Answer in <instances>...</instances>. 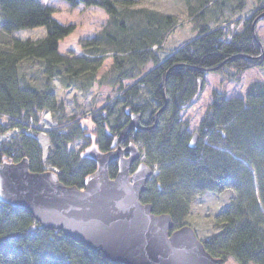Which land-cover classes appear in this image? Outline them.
I'll return each instance as SVG.
<instances>
[{
  "label": "trees",
  "instance_id": "obj_1",
  "mask_svg": "<svg viewBox=\"0 0 264 264\" xmlns=\"http://www.w3.org/2000/svg\"><path fill=\"white\" fill-rule=\"evenodd\" d=\"M62 1L72 7H98L110 18L103 32L86 46V56L59 53L60 42L75 27L60 24L45 0H0V34L40 26L47 31L43 39H15L11 46L0 48V136L14 129L29 133L25 131L12 144H1L0 163L27 158L32 172H44V153L36 136L42 131L43 113H59L58 125L47 133L52 148L46 163L64 185L83 189L97 164L82 152L73 153L71 146L78 140L91 145L95 136L99 150L108 152L132 115L141 114V128L129 134L124 146L140 143L148 164L159 171L147 183L141 201L151 204L156 215H170L177 230L186 225L183 220L198 198L232 191L230 205L216 219L220 231L203 244L212 256L225 261L264 264V84H254L245 97L233 99L213 91L195 147L189 124L181 118L199 99V80L207 73L239 82L245 71L264 67V49L253 36V23L264 13V5L244 22L242 32L233 28L227 33L218 17L212 18L214 27L205 21L209 2L217 4L216 16L223 14L224 2L189 5L197 35L162 57L177 29L175 16L140 9L128 12L136 21L126 22L118 0ZM123 2L126 8L137 3ZM238 4L239 11L245 7L244 0ZM106 55L114 59L110 81L118 87V96L89 116L93 124L89 130L77 116L65 117L55 82L68 90L76 87L88 92L97 83ZM33 66L43 78V89L30 82ZM148 66L152 69L146 71ZM127 80L136 81L126 86ZM117 174L114 162L110 178ZM0 264L114 263L61 231L41 228L29 211L0 202Z\"/></svg>",
  "mask_w": 264,
  "mask_h": 264
},
{
  "label": "water",
  "instance_id": "obj_2",
  "mask_svg": "<svg viewBox=\"0 0 264 264\" xmlns=\"http://www.w3.org/2000/svg\"><path fill=\"white\" fill-rule=\"evenodd\" d=\"M262 19L264 13L253 23L260 45L256 26ZM140 119V114L132 115L113 148L141 128ZM197 142L196 133L191 146ZM84 156L96 162L97 170L83 189L64 185L53 171L32 172L27 158L0 163V202L29 211L42 228L61 231L114 264H224L206 250L191 226L174 230L170 215H156L151 204L141 201L153 171L141 161L132 172L141 160L135 143L108 152L93 145ZM116 161L118 174L111 179L109 167Z\"/></svg>",
  "mask_w": 264,
  "mask_h": 264
},
{
  "label": "rangeland",
  "instance_id": "obj_3",
  "mask_svg": "<svg viewBox=\"0 0 264 264\" xmlns=\"http://www.w3.org/2000/svg\"><path fill=\"white\" fill-rule=\"evenodd\" d=\"M55 11L53 17L62 25L69 26L73 25L75 31L59 44V53L63 56H86V46L94 41L102 32L103 29L109 23L108 14L98 7H88L80 5L78 7H72L67 2L62 0H45ZM137 3H133V6H127L123 0H118L120 10L124 11V18L126 22H134L135 19L131 17L128 12L136 11L140 9H146L149 11L159 12L161 14H167L175 16L178 20L177 29L172 34L171 38L167 41L166 50L161 53V56H166L169 50L174 49L178 44L183 41L192 39L197 34V25L194 23L192 18L188 15L189 5L199 6L206 0H135ZM225 3L223 7L222 15L216 16L217 4L214 2L208 3V10L210 13L206 16V20L210 23L211 27L216 25V21L212 18L218 17V24L222 26L225 32H229L230 29L235 32H242L244 22L250 19L254 13L264 5V0H244L245 7L242 10H238V0H221ZM223 5V4H222ZM260 16V15H259ZM238 20L240 23L238 24ZM232 22L230 28L228 23ZM238 24V25H237ZM228 26V28H227ZM47 34L46 27L40 26L33 29H22L14 31L12 33H1L0 34V48H6L11 46V42L15 39L25 40L43 39ZM257 38L263 45L264 49V20L260 21L256 26ZM261 45V46H262ZM102 67L96 75V85L88 92L81 91L76 87L72 89H65L59 81L55 82V95L57 102L62 104L64 107L65 117L77 118L83 122L89 130H93V124L90 121L89 116L94 112L103 108L109 100L115 99L118 96V87L110 81L112 78L111 70L114 65V59L111 55H106ZM101 58V57H99ZM152 67H146V71L151 70ZM38 67L33 66L30 70L33 80L30 82L38 89H43V78L38 73ZM234 72V71H231ZM227 77L218 73H209L204 78V85L199 99L193 107L185 110L181 118L183 121L188 122V129L192 136L194 133L199 132L200 124L205 118L208 112L209 106L213 102L212 93L213 91L225 92L227 99H233L237 97H245L249 88L254 84H264V67L255 68L245 71L242 74L239 82L226 81ZM136 80H127L125 85H130ZM58 114H54L50 111L43 113L41 119L42 131L36 136V139L41 146L45 162V171H53L56 173L54 168H51L47 163L46 159L49 154V150L52 148L48 132L55 128L58 124L55 121V117ZM26 130L14 129L6 134L0 136V146L3 142L14 143L16 140L21 139V134ZM27 132V131H26ZM26 134H29L28 132ZM93 135V134H92ZM93 142L89 145V142L85 140H78L71 146L73 153L85 154L86 151L93 145L96 146V138L93 136ZM114 144V143H113ZM139 145V144H138ZM141 146V145H139ZM120 147V142L117 146L111 150H116ZM143 149V147L141 146ZM99 149V148H98ZM110 150V151H111ZM4 163H11V161H5ZM157 167V166H156ZM155 170L158 171L157 168ZM44 171V172H45ZM57 174V173H56ZM234 197L232 191H226L221 195L208 193L198 198L191 206V210L186 219L183 220L188 226H191L199 238L200 241L204 242L208 240L212 235L220 231V227L216 225V219L219 214L225 210L231 203V198ZM2 203V202H1ZM18 209V208H16ZM224 264H238L233 258H229Z\"/></svg>",
  "mask_w": 264,
  "mask_h": 264
},
{
  "label": "flooded vegetation",
  "instance_id": "obj_4",
  "mask_svg": "<svg viewBox=\"0 0 264 264\" xmlns=\"http://www.w3.org/2000/svg\"><path fill=\"white\" fill-rule=\"evenodd\" d=\"M132 131H137V130H132ZM132 131H131V132H132ZM131 132H129L128 135H127V137H126V139H125L123 142L120 143V146H122L123 148H127L128 146L131 145V143H134V142H130L127 146H124V143L126 142V140H128L129 134H130Z\"/></svg>",
  "mask_w": 264,
  "mask_h": 264
},
{
  "label": "bare ground",
  "instance_id": "obj_5",
  "mask_svg": "<svg viewBox=\"0 0 264 264\" xmlns=\"http://www.w3.org/2000/svg\"><path fill=\"white\" fill-rule=\"evenodd\" d=\"M22 160H23V159H22ZM20 161H21V160H20ZM20 161H19V162H20ZM11 162H12V163H19V162H13V161H11Z\"/></svg>",
  "mask_w": 264,
  "mask_h": 264
}]
</instances>
